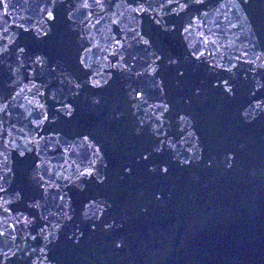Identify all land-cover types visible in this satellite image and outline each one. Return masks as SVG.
I'll return each mask as SVG.
<instances>
[{
  "label": "water",
  "instance_id": "water-1",
  "mask_svg": "<svg viewBox=\"0 0 264 264\" xmlns=\"http://www.w3.org/2000/svg\"><path fill=\"white\" fill-rule=\"evenodd\" d=\"M0 264H264V0H0Z\"/></svg>",
  "mask_w": 264,
  "mask_h": 264
},
{
  "label": "snow or ice",
  "instance_id": "snow-or-ice-1",
  "mask_svg": "<svg viewBox=\"0 0 264 264\" xmlns=\"http://www.w3.org/2000/svg\"><path fill=\"white\" fill-rule=\"evenodd\" d=\"M145 159H147V157H144ZM166 171V170H165Z\"/></svg>",
  "mask_w": 264,
  "mask_h": 264
}]
</instances>
